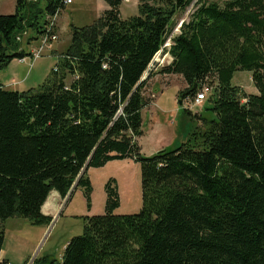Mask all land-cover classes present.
<instances>
[{"label":"trees","instance_id":"trees-1","mask_svg":"<svg viewBox=\"0 0 264 264\" xmlns=\"http://www.w3.org/2000/svg\"><path fill=\"white\" fill-rule=\"evenodd\" d=\"M103 1L100 18L71 28L41 85L0 84V224L17 217L49 225L41 207L51 191L63 199L75 184L89 204L87 168L130 158L140 166L139 213L114 215L119 198L108 183L105 214L83 218L61 262L46 256L32 264H264V0H196L168 48L174 16L193 0H139L138 15L125 20L122 0ZM62 8L60 0H15V12L0 15V70L30 56L22 44L37 42L45 16ZM159 51L172 60L158 74L186 85L178 100L211 83L218 119L194 115L207 126L199 144L147 158L137 139L152 73L140 79ZM241 71L251 73L258 95L232 86ZM3 241L0 228V251Z\"/></svg>","mask_w":264,"mask_h":264},{"label":"rangeland","instance_id":"rangeland-1","mask_svg":"<svg viewBox=\"0 0 264 264\" xmlns=\"http://www.w3.org/2000/svg\"><path fill=\"white\" fill-rule=\"evenodd\" d=\"M216 1L221 4L226 0ZM195 3L196 0H193L185 10L174 16L164 47L168 48L171 45V39L179 33L181 23L187 21L193 13ZM138 4L139 0H122L119 6L120 18L125 20L137 16ZM107 9L108 5L103 0H72L70 5H63L55 18L58 40L51 43V47L44 48L39 59L11 61L6 68L0 70L1 85L12 91L37 88L51 69L58 65L61 57H57L68 48L71 28L91 25ZM14 12L15 0H0V15H12ZM50 17L46 15L44 19ZM22 49L28 51L32 48L23 43ZM169 61L170 56L160 52V56L148 68L147 73L152 74L147 81L144 94L151 102L141 110L142 135L137 139L142 157H151L159 150H173L187 142L199 144L201 142L199 134L207 126L203 121L195 120L194 115L207 121L218 119L212 110L214 104L213 87L209 88L211 83L204 84L202 88L208 89L206 98L200 105L191 108L190 114L185 112V109H188L183 101L182 106L178 105L177 94L182 89V84L158 74L159 68ZM12 78L15 84L9 85ZM70 79L72 78L68 76L66 82ZM232 85H241L249 94L258 95L250 72H236L232 78ZM85 177L91 186L89 204L83 189L76 187L69 196L67 208H62L59 217L53 219L49 225H34L29 220L17 217L1 222L0 228L4 232L2 250L12 264H26L35 258L46 256L61 262L69 241L82 235L85 225L83 218L105 214L108 183L116 187L119 198L118 208L113 211L114 215H133L141 210V173L139 163L134 160L130 158L112 160L99 168L89 167ZM43 229L45 232L42 235Z\"/></svg>","mask_w":264,"mask_h":264},{"label":"built area","instance_id":"built-area-1","mask_svg":"<svg viewBox=\"0 0 264 264\" xmlns=\"http://www.w3.org/2000/svg\"><path fill=\"white\" fill-rule=\"evenodd\" d=\"M60 3L66 6V5H70L72 3V0H60ZM55 18H56V14L50 17L49 19H45L46 22H45L42 34L39 36V39L37 41L38 42L37 48L33 49L30 56L19 59L20 61H24L28 58L30 59L40 58L44 48L50 46L52 42L57 41L58 39V36L56 34L57 19ZM26 36H27V32L24 31L23 33L16 36V41L21 42ZM54 70H56V68H54ZM207 90L208 89L206 88H201L193 99L186 98L183 101L184 105H186V108L190 110L194 106L200 105L202 101H204L206 98L205 94ZM0 264H12V263L6 260H0ZM26 264H32V261Z\"/></svg>","mask_w":264,"mask_h":264},{"label":"crops","instance_id":"crops-1","mask_svg":"<svg viewBox=\"0 0 264 264\" xmlns=\"http://www.w3.org/2000/svg\"><path fill=\"white\" fill-rule=\"evenodd\" d=\"M56 34H57V27H56ZM58 40V39H57ZM53 43V42H52ZM52 44H50V46H48L47 48L51 47ZM33 46H38V42H31L29 45H28V48H32L30 50H28L27 52L31 54V52L33 51V49H36V48H33ZM52 53H54L56 55V52L55 51H52ZM63 55V53H61L57 58H60L61 56ZM39 59V58H38ZM171 58H170V61L167 63L169 64L171 62ZM13 61V60H12ZM17 61L19 62H24V61H20L17 59ZM56 67V65L52 68L54 69ZM51 69V70H52ZM48 76V75H47ZM165 77H167L168 79H171V80H175L177 83L179 82L180 84H182V89L183 90L186 85L183 81V79L180 77V76H177V75H163ZM234 76V75H233ZM72 79H70L69 82H71ZM11 82H9L8 84L9 85H13L15 84V81L13 80H10ZM69 82H66V84H69ZM1 84V83H0ZM231 84H232V80H231ZM3 86V85H2ZM233 86V85H232ZM236 87H239L242 89L243 92H245L246 94H249L248 92H246L245 90V87L243 86H238V85H235ZM4 89L5 86H3ZM32 89V88H31ZM7 90V89H6ZM179 90V91H181ZM160 151V150H159ZM158 152V151H157ZM76 187H74L75 189ZM74 191V190H73ZM69 197H65V198H61L60 195L56 192V191H51L49 196L47 197L45 203L43 204V206L41 207V213L42 215L44 216H48V217H51V222L53 221V219H57L59 217V213H60V210L62 208H67L68 204H69ZM73 214V212H71ZM45 232V229H43L42 231V235L43 233ZM0 260H6V261H9L7 259V255H5L3 253V250L0 251ZM10 262V261H9Z\"/></svg>","mask_w":264,"mask_h":264},{"label":"water","instance_id":"water-1","mask_svg":"<svg viewBox=\"0 0 264 264\" xmlns=\"http://www.w3.org/2000/svg\"><path fill=\"white\" fill-rule=\"evenodd\" d=\"M160 52L161 51H159L155 56H160ZM153 62H155V57L153 58V60H152V62L150 63L149 66H151V64H153ZM149 66H148V68H149ZM148 71H149V69H147L146 72L143 74L142 78L140 79V82L143 81L148 76V73H147ZM178 105L182 106V101L181 100H178ZM86 167H87V165L85 166V168ZM85 168H84V170H85ZM74 187H75V184L72 187V189L70 190V192L67 194L66 198L70 196V194L73 191Z\"/></svg>","mask_w":264,"mask_h":264},{"label":"bare ground","instance_id":"bare-ground-1","mask_svg":"<svg viewBox=\"0 0 264 264\" xmlns=\"http://www.w3.org/2000/svg\"><path fill=\"white\" fill-rule=\"evenodd\" d=\"M158 56H155V61H156V58H157Z\"/></svg>","mask_w":264,"mask_h":264}]
</instances>
